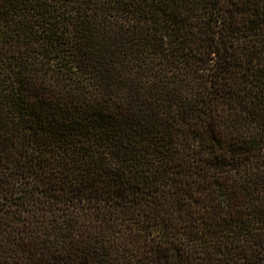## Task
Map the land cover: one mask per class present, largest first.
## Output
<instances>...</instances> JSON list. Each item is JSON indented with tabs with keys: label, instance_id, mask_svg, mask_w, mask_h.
<instances>
[{
	"label": "trees",
	"instance_id": "16d2710c",
	"mask_svg": "<svg viewBox=\"0 0 264 264\" xmlns=\"http://www.w3.org/2000/svg\"><path fill=\"white\" fill-rule=\"evenodd\" d=\"M0 264H264V0H0Z\"/></svg>",
	"mask_w": 264,
	"mask_h": 264
}]
</instances>
